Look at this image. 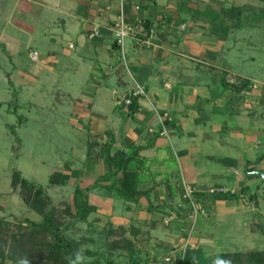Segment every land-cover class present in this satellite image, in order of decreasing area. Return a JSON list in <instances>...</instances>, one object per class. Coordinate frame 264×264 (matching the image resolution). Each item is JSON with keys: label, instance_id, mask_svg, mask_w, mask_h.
Returning a JSON list of instances; mask_svg holds the SVG:
<instances>
[{"label": "crops", "instance_id": "crops-1", "mask_svg": "<svg viewBox=\"0 0 264 264\" xmlns=\"http://www.w3.org/2000/svg\"><path fill=\"white\" fill-rule=\"evenodd\" d=\"M40 1L44 8L48 6L59 14L55 21L58 31L51 39L56 47L45 49L43 54L61 59L60 77L76 79L75 95L58 90L55 100L64 104L65 96L70 97L72 121L82 124L88 133L86 146L79 147V138L75 152L81 174L90 164L93 169L87 177L81 175L79 181L93 183L88 201L108 218V223L150 232L151 238L159 232V222L164 217L177 214L184 183L200 192L198 205L206 214L198 217H202L196 228L198 241L209 238L215 223L228 221L230 215H237L235 222L240 223L249 211L246 208L264 219V177L256 173L264 171V81L238 73L227 63H232L228 56L239 57L233 49L238 39L229 36L241 29L222 25L218 15L216 22L206 17L244 5L264 9V0H137L142 5L139 14L157 24V36L149 48H136L132 39L127 40L128 69L112 28L120 14L119 0ZM32 3L36 0H0V15H7L0 18L1 30L14 24L19 7L33 11ZM125 12L130 21L138 14L132 4L125 7ZM97 27L100 34L90 38ZM65 35L73 37L66 45L58 41ZM4 36L1 32L0 38ZM29 51L32 60L35 56L41 62L37 48L30 45ZM200 64L210 67V76L198 74ZM113 79L117 84L114 87ZM243 79L252 84L258 81L259 86L237 87L235 84ZM135 80L145 85L148 96L136 99L138 109L132 113L118 103L130 93ZM214 81L219 86L213 85ZM164 114L170 120L166 121L168 134L162 136L157 131L162 129L159 117ZM225 116L235 118L237 123H229ZM151 128L155 132H150ZM79 149L81 153L77 154ZM118 154L129 159L125 170L134 178L136 190L148 192L150 199L142 196L131 202L109 189L122 184L123 170L102 180L114 170L108 155ZM134 161L140 166L132 164ZM142 165L147 171L140 178ZM212 189L234 193L238 198L210 197ZM231 203L234 205L230 207ZM180 210L181 218L174 220L171 227L164 225L165 232H170L163 235L165 241L155 246L158 250L172 249L171 241L185 235L190 224L189 209L186 205ZM246 228L247 224L234 230L248 231Z\"/></svg>", "mask_w": 264, "mask_h": 264}, {"label": "rangeland", "instance_id": "rangeland-1", "mask_svg": "<svg viewBox=\"0 0 264 264\" xmlns=\"http://www.w3.org/2000/svg\"><path fill=\"white\" fill-rule=\"evenodd\" d=\"M44 5L40 0H36V3L30 5L35 7L33 11L19 7L14 13V24L8 25L6 31L1 30L0 23V34L5 33V36L0 38V217L11 222L14 228V224L25 219L42 220L40 215L25 203L22 188H15L11 184L15 171L21 172L24 178L43 185L48 190L57 214L69 205L74 206L76 186L86 189L93 184L87 183L86 179H83L86 182L83 184L79 181L81 175L87 177L93 166L90 164L84 167L82 170L84 173L81 174V163H78L75 152L79 138L81 140L79 147L86 146L84 140L88 133L82 129V124L78 125V122L74 124L72 121L73 109L68 107L70 97L65 96L64 104H59L55 100L58 90L75 95L73 90L76 79L60 77L61 59H51L43 54L45 49L56 47L51 39L56 37L55 33L58 31L55 21L59 15L48 6L44 8ZM4 16L7 15L4 13L0 18L3 19ZM251 23L254 26L230 33L229 37L234 36L238 39V45L237 47L233 45V49L236 48L235 53L239 57L232 59L228 56L232 63L230 61L227 63L233 65L238 73L255 76L264 81V22ZM71 38L73 39L72 35L70 37L65 35L58 41L66 45ZM30 45L41 53V62H37L35 56L34 60L29 57ZM200 65L201 70L198 74L210 76L211 72H208L210 67ZM221 73L218 75L221 76ZM214 82L213 85L216 86L219 83ZM254 83L259 86L258 81ZM112 85L113 87L117 85L116 79H113ZM224 119H228L232 124L237 123L235 118L225 116ZM80 149L77 154L81 153ZM132 164L139 165L138 161ZM146 171L140 173V178L146 175ZM98 189L102 192V188ZM231 205L234 204H229L230 207ZM246 210L249 211L242 217L240 223L235 222L237 215H230L228 221L215 223L214 232L209 233V238L192 240V244L187 246L186 241L184 242L185 235L180 234L181 236L170 244L175 247V258L172 263L165 260L166 252L155 247L158 242L165 241L163 235L170 232L169 229L165 232L163 221L159 222V232L148 240V234L141 231V235L135 240L137 253L119 249L109 254L108 242L114 238L112 236L106 238L105 234H100L108 225V218L98 211L89 216L88 222H74V227L66 232V237L68 240L77 239L83 243L79 248L84 252L81 264L96 262L104 264L108 258L114 264H155L156 261L158 264H178L177 260H181L184 254L185 264H203L206 255L213 256L216 260L223 252L264 250V229H257L260 225L259 228L264 226V219L258 214L253 215L250 209ZM64 216L66 223L72 221L71 215ZM201 218L197 219L192 239L196 238V228L199 227ZM246 224L249 226L246 228L248 231L234 230ZM171 226L172 224L168 225ZM5 264L13 263L7 261Z\"/></svg>", "mask_w": 264, "mask_h": 264}, {"label": "trees", "instance_id": "trees-1", "mask_svg": "<svg viewBox=\"0 0 264 264\" xmlns=\"http://www.w3.org/2000/svg\"><path fill=\"white\" fill-rule=\"evenodd\" d=\"M216 15L220 17L222 25H227L231 30H242L247 26H254L253 23H251L253 21L256 23L264 22V9H258L251 5L224 9L220 14L213 13L212 15H207L206 17L212 20V22H216L218 19V17L215 18ZM235 85L239 88H242L245 85H249L253 88L252 81L247 79H243ZM137 109L138 102L134 99L133 103L128 106V111L134 113ZM121 156L122 154H118L114 157L108 155V163L110 167H114V170L112 169V171L103 177L102 180H109L111 177L116 175L119 170H123L124 174L122 175V184L113 185L112 187H109V189L115 191L120 198L131 202H137L142 196L150 199L148 192L144 193L136 190L134 178H132V175L125 170L126 164L130 161L129 159H125ZM11 184L15 188H22V196L25 203L29 208L38 213L42 220L32 221L25 219L23 222L14 224V228L11 222L0 217V264H5L7 261H11L13 264H81V262L76 261V254L78 252L81 255L84 254L83 251L79 250L83 243L77 239L68 240L66 232L71 231L74 227V222H88L89 216L96 212V207L89 203L87 196V193L92 188L87 190L76 188L74 191V206L71 207L69 205L66 209H64V211L57 214L52 198L47 193V190L43 185L27 180L19 171H15L13 173ZM181 191L182 196L184 193V187H182ZM194 196L196 202L198 203L200 192H196ZM208 196L217 199L229 200H235L238 198L236 194L226 193L225 191L210 192L208 193ZM181 200V204H183V206H189V201L183 199V196ZM181 207H179V210L176 212L177 218L175 220H178L179 217L181 218V213L179 212L181 211ZM72 208L74 209L72 210ZM64 214L68 216L71 215L72 221L66 223L64 221ZM164 218L162 219L163 223ZM173 221L170 222V225ZM165 226L168 227L167 225ZM100 234H105L106 238H111V236L114 238L112 241L108 242L109 254H112L114 251L119 249H125L136 253L138 252L135 240L139 235H141V231H137L135 227L128 230L123 226L116 227L109 222L108 225H106V228L102 229ZM147 234L148 240L150 232H147ZM192 240L195 241L196 239L194 238L191 239V241ZM174 251L175 247H172V249H169L168 247L165 248V256L170 258L169 263L174 262L172 261L175 258ZM184 257L179 261L177 260V263L185 264ZM203 261V264H264V250L257 249L248 252H223L216 260H214L213 256L206 255ZM95 264L100 263L96 262ZM104 264L114 263L108 258L107 263ZM155 264H158V262L156 261Z\"/></svg>", "mask_w": 264, "mask_h": 264}, {"label": "built area", "instance_id": "built-area-1", "mask_svg": "<svg viewBox=\"0 0 264 264\" xmlns=\"http://www.w3.org/2000/svg\"><path fill=\"white\" fill-rule=\"evenodd\" d=\"M120 1V14L118 15L117 19L114 22L113 25V31L115 34V42L118 45L121 57L124 65L128 69L127 64V57L125 52L126 42L128 39H132L134 42V45L136 48H142V47H152L155 44V39L157 36V24L149 22L142 14H139V12L142 10V5L137 0H119ZM128 4H132V6L135 9L136 17L130 21L128 20L125 12V7ZM100 34L99 28H95V30L90 34V38H93L95 36H98ZM73 48V45L71 46ZM257 85L253 84V88H256ZM147 91L145 85L140 83L139 81H134V85L130 91V93L127 96L122 97L119 100V105L123 107H127L131 105L134 101V99H142L147 97ZM162 123V129L160 131H157L160 135H167L168 129L166 125V121L170 120L168 114H164L163 116L159 117ZM150 132H155V129L151 128ZM198 192L197 188L195 186L189 185L187 183H184V193H183V199L189 201V217L188 220L190 221V226L188 225L186 229L184 230L185 234V240L186 246L191 243L192 235L196 226V222L198 217L201 214H205L204 210L198 205V203L195 200L194 194ZM213 192H224L222 189H212L210 191ZM183 207V204H180L179 207ZM177 218V215L175 213L170 214L169 216L164 218V223L168 226L170 225V222L175 220ZM192 236V237H191ZM185 244V243H184ZM191 246V245H190ZM189 247V246H188ZM186 250V249H185ZM166 261H170L169 257L165 258Z\"/></svg>", "mask_w": 264, "mask_h": 264}, {"label": "clouds", "instance_id": "clouds-1", "mask_svg": "<svg viewBox=\"0 0 264 264\" xmlns=\"http://www.w3.org/2000/svg\"><path fill=\"white\" fill-rule=\"evenodd\" d=\"M82 259H83L82 255L78 252V253L76 254V261H77V262H80Z\"/></svg>", "mask_w": 264, "mask_h": 264}, {"label": "water", "instance_id": "water-1", "mask_svg": "<svg viewBox=\"0 0 264 264\" xmlns=\"http://www.w3.org/2000/svg\"><path fill=\"white\" fill-rule=\"evenodd\" d=\"M256 173L259 174V175H261L262 177H264V171H262V170H257Z\"/></svg>", "mask_w": 264, "mask_h": 264}, {"label": "bare ground", "instance_id": "bare-ground-1", "mask_svg": "<svg viewBox=\"0 0 264 264\" xmlns=\"http://www.w3.org/2000/svg\"><path fill=\"white\" fill-rule=\"evenodd\" d=\"M248 83V82H247ZM250 83V82H249Z\"/></svg>", "mask_w": 264, "mask_h": 264}]
</instances>
